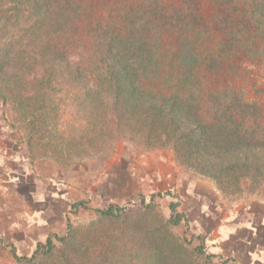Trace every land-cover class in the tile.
<instances>
[{
  "label": "trees",
  "instance_id": "1",
  "mask_svg": "<svg viewBox=\"0 0 264 264\" xmlns=\"http://www.w3.org/2000/svg\"><path fill=\"white\" fill-rule=\"evenodd\" d=\"M91 3L0 0V101L16 113L29 144L52 146L48 133L56 121L49 109L56 106V91H63L82 100L85 117L79 131L62 133L68 154L53 155L64 164L114 149L126 133L147 150L173 149L181 165L212 178L225 194L264 179V100L230 81L224 84L220 54L203 48L202 41L215 32L228 36L222 47L236 43L239 34L229 16L205 34L188 18L189 23L181 21L184 10L169 13L164 2L102 18ZM243 7L239 27L257 31L253 43L258 36L264 42L263 23L249 13L251 4ZM81 206L85 202L73 209ZM178 207L179 201L171 202L169 225L187 223ZM96 211L114 218L125 207ZM70 231L69 225V233L49 235L32 256L9 245L18 261L32 263L39 255L51 260Z\"/></svg>",
  "mask_w": 264,
  "mask_h": 264
},
{
  "label": "rangeland",
  "instance_id": "2",
  "mask_svg": "<svg viewBox=\"0 0 264 264\" xmlns=\"http://www.w3.org/2000/svg\"><path fill=\"white\" fill-rule=\"evenodd\" d=\"M262 1L92 0L91 6L95 16L102 18L110 13L114 16L121 8L149 4L156 8L164 2L169 13L175 8L184 10L181 21L187 23L188 18L204 32L208 28L215 31L228 15L233 31L239 34L236 43L222 47L228 36L211 31V38L202 41L203 48L220 54L218 74L224 84L230 81L249 96L264 100V42L258 36L253 43L257 31H246L236 20L243 14L238 7L244 10L247 3L252 5L251 16L264 26ZM54 98L58 100L56 106L51 105L49 117L56 122L50 123L48 133L53 147L46 148L29 144L27 131L15 120L16 113L0 101V264H229L211 254L185 222L169 225L170 204L177 201L173 175H183L184 186L188 181L202 187L204 181L211 182L227 203L237 207L253 198L264 199V179L245 181L237 191L225 194L212 178L181 165L173 149L147 150L126 133L120 135L114 149L64 164L53 154L68 152L62 133L77 132L84 125V103L63 91H56ZM80 201L85 206L73 209ZM111 204L125 207V213L108 218L96 211ZM69 225L68 243L57 242L51 260L39 255L26 263L13 256L9 244L19 254L32 256L49 235L69 233Z\"/></svg>",
  "mask_w": 264,
  "mask_h": 264
},
{
  "label": "crops",
  "instance_id": "3",
  "mask_svg": "<svg viewBox=\"0 0 264 264\" xmlns=\"http://www.w3.org/2000/svg\"><path fill=\"white\" fill-rule=\"evenodd\" d=\"M183 179L173 175L178 210L209 252L229 264H264V199L253 198L237 207L211 182L204 181L202 187L188 181L184 186Z\"/></svg>",
  "mask_w": 264,
  "mask_h": 264
}]
</instances>
